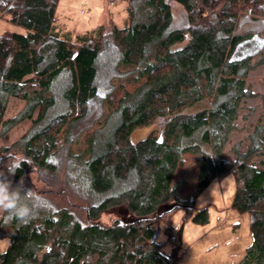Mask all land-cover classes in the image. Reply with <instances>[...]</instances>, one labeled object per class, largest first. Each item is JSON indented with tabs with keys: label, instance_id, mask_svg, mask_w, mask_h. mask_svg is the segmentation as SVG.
<instances>
[{
	"label": "trees",
	"instance_id": "1",
	"mask_svg": "<svg viewBox=\"0 0 264 264\" xmlns=\"http://www.w3.org/2000/svg\"><path fill=\"white\" fill-rule=\"evenodd\" d=\"M59 2L0 0L22 28L0 34V138L31 121L0 145V168L41 198L27 224L0 214V238L10 239L0 264H178L170 213L207 221L206 209L193 212L196 200L229 173L232 206L250 213L253 235L238 264H264V159H251L264 154V121L247 151L239 140L227 157L243 103L264 95L247 80L264 58L234 57L258 35L261 26L247 24L264 16V0H127L123 26L76 40L56 30ZM12 98L26 103L6 116ZM161 117V131L132 139ZM117 205L136 218L104 222Z\"/></svg>",
	"mask_w": 264,
	"mask_h": 264
},
{
	"label": "rangeland",
	"instance_id": "2",
	"mask_svg": "<svg viewBox=\"0 0 264 264\" xmlns=\"http://www.w3.org/2000/svg\"><path fill=\"white\" fill-rule=\"evenodd\" d=\"M0 13V34L9 30L22 31V28L9 23L6 15ZM127 17V0H60L56 15V30L62 37H70L76 40L79 35H85L96 31L104 25L107 30L113 24L123 26ZM259 21L247 24L248 28L260 25L259 33L254 38L241 43L234 53L235 58L246 55L253 56L256 60L264 58V16ZM255 92L264 94V66L256 68L247 77ZM263 96L246 100L242 111L246 114L243 121H239V129L234 132L228 142L227 157L234 159L235 155L230 150L237 141H241L240 152L248 150L249 138L253 126L259 120L264 121ZM25 101L12 98L6 112V116L14 115L25 106ZM167 118H158L152 125L138 127L133 130L131 136L134 141L142 139L152 129L161 131ZM31 126L30 120H24L12 128L7 136L0 138V145H9L16 141ZM258 165L264 154H256L251 157ZM9 160L3 165L7 166ZM0 172L4 173L3 168ZM9 179L14 184L11 176ZM236 187V178L229 173L222 178L214 179L208 187L198 196L193 212L206 209L208 219L205 222L194 221L185 216V211L180 209L172 212V225L181 244V258L178 264H238L253 244V235L250 228V213L240 212L232 206ZM171 204H164L160 211L168 210ZM217 216H224L223 222L217 220ZM119 218L124 222L132 221L136 216L125 205H117L102 213L104 222H111ZM168 219V218H167ZM165 222H162V226ZM164 234H162L163 238ZM10 244L8 237L0 238V253L4 252Z\"/></svg>",
	"mask_w": 264,
	"mask_h": 264
},
{
	"label": "clouds",
	"instance_id": "3",
	"mask_svg": "<svg viewBox=\"0 0 264 264\" xmlns=\"http://www.w3.org/2000/svg\"><path fill=\"white\" fill-rule=\"evenodd\" d=\"M15 172L12 168L7 175L0 172V214L5 222L17 220L27 224L39 210L41 198L33 190L25 189L22 180L14 186L9 176Z\"/></svg>",
	"mask_w": 264,
	"mask_h": 264
},
{
	"label": "built area",
	"instance_id": "4",
	"mask_svg": "<svg viewBox=\"0 0 264 264\" xmlns=\"http://www.w3.org/2000/svg\"><path fill=\"white\" fill-rule=\"evenodd\" d=\"M225 219H226V217H224V216H217V220H219L220 222H223ZM172 240L173 241L177 240L176 234L172 235Z\"/></svg>",
	"mask_w": 264,
	"mask_h": 264
},
{
	"label": "water",
	"instance_id": "5",
	"mask_svg": "<svg viewBox=\"0 0 264 264\" xmlns=\"http://www.w3.org/2000/svg\"><path fill=\"white\" fill-rule=\"evenodd\" d=\"M160 233V229H157V231L155 232L154 236H153V240H156L157 237L159 236Z\"/></svg>",
	"mask_w": 264,
	"mask_h": 264
}]
</instances>
